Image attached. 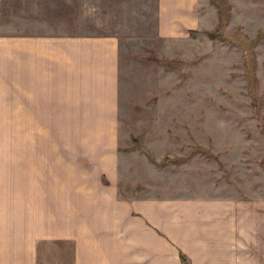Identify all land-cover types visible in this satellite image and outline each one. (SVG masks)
I'll return each instance as SVG.
<instances>
[{
	"label": "rangeland",
	"instance_id": "374dc122",
	"mask_svg": "<svg viewBox=\"0 0 264 264\" xmlns=\"http://www.w3.org/2000/svg\"><path fill=\"white\" fill-rule=\"evenodd\" d=\"M33 1L0 4L3 31L117 39L119 195L239 197L264 264V0H199L174 37L157 34L155 0ZM44 100L1 90L0 177L47 176L61 139Z\"/></svg>",
	"mask_w": 264,
	"mask_h": 264
},
{
	"label": "crops",
	"instance_id": "0c3cea01",
	"mask_svg": "<svg viewBox=\"0 0 264 264\" xmlns=\"http://www.w3.org/2000/svg\"><path fill=\"white\" fill-rule=\"evenodd\" d=\"M198 3L155 0L157 34L194 26ZM2 25L0 93L42 89L61 143L47 145V176L0 177V264H260V217L239 197L119 195L113 35Z\"/></svg>",
	"mask_w": 264,
	"mask_h": 264
}]
</instances>
